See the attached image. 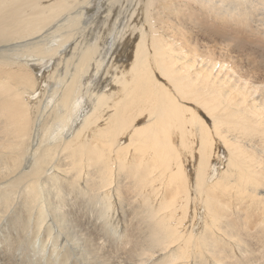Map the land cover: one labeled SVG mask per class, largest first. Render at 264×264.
Listing matches in <instances>:
<instances>
[{"label":"bare ground","instance_id":"obj_1","mask_svg":"<svg viewBox=\"0 0 264 264\" xmlns=\"http://www.w3.org/2000/svg\"><path fill=\"white\" fill-rule=\"evenodd\" d=\"M255 34L264 0H0V264H43L29 230L46 251L78 203L93 259L50 264H264Z\"/></svg>","mask_w":264,"mask_h":264},{"label":"rangeland","instance_id":"obj_2","mask_svg":"<svg viewBox=\"0 0 264 264\" xmlns=\"http://www.w3.org/2000/svg\"><path fill=\"white\" fill-rule=\"evenodd\" d=\"M169 8L171 9V10H174L175 9V7L174 6H172V5H169ZM88 12H89V14H90V16H92L93 15V13H92V10L91 9H89L88 10ZM174 14H171L170 16H173ZM223 24V23H222ZM118 25V24H117ZM223 25H225V24H223ZM237 32H241V30H238V31H236V32H234V31H232V36H234V38L236 39L237 37V40H241L242 38H245V35H244V31H242V33H239L240 35L241 34H243L242 35V37H240V35L237 33ZM236 33V34H235ZM234 34V35H233ZM236 35V36H235ZM206 40L204 39L202 42H205ZM250 41H254V42H259L258 44L259 45H261V46H264V36L263 35H258V34H255L254 35V37H251L250 38ZM225 44H227L225 41H224V38H219L214 44H213V46L210 48V50H213L214 51V46L215 47H222V46H225ZM208 45V44H207ZM215 52V51H214ZM229 55L230 56H232V58L234 57V54H231L230 52H229ZM240 61H238V65H239V67H240V69L242 70V71H244V72H247V73H251V72H253V66L254 65H259L261 62H263V60H264V56L262 55V53H261V51H259V49L258 48H253V47H248L247 49H245L242 53H241V55H240ZM234 60V59H233ZM261 73H263V74H261ZM259 77H258V81H264V68H262V69H260V71H259V75H258ZM261 77V78H260ZM49 94H47L46 93V90L44 89V91L42 92V94H41V98L42 97H46V96H48ZM261 101H264V94L263 95H260V96H257L256 98H255V102H261ZM82 205H81V203H78V207H79V211H78V213H77V215H78V217H79V219H80V221H79V224L78 225H80V226H76L75 225V223H72V221H69L68 223L66 222L65 224H67V227L69 228V235L68 234H66V233H64L63 231L62 232H59V230H60V228L59 227H55V229L56 230H54L55 232H54V234H53V239H52V241H50L49 243V245H48V248H46V251H45V249H43V247L48 243V237L46 236V237H43L42 235L44 234V231H45V229L44 230H42V231H39L38 232V230L36 229V228H32L33 230H29V237H32V240L34 241V242H36V245H35V249H33V250H31L28 254L30 255V257H31V259L33 260L34 259V261L37 259V262H39V260L40 261H42L41 263H43V264H50V263H59V260H60V257H59V254L62 252L61 250H64L63 249V245H62V247H61V241H59V240H61V238H62V241L64 242L65 240H67V243H70V244H74V246L76 247V248H78V249H76V250H71L72 251V255L74 254V255H76V256H79V255H81L82 253H84V254H87V257H89V258H91V259H93V256H90L89 254V252H90V250H86V247L85 248H82L83 247V238H84V234L85 233H83V234H80L79 232H78V230L79 229H82V224H83V222H85V219H84V217H83V207H81ZM81 208H82V210H81ZM35 217H36V213H35ZM34 217V218H35ZM81 217V218H80ZM70 218V217H69ZM68 218V219H69ZM73 218H74V221L75 220H77V217H76V213L74 214L73 213ZM76 218V219H75ZM84 220H83V219ZM96 219L94 218V221H95ZM29 221H30V224L31 225H33L34 223H35V220L33 219V218H31L30 217V219H29ZM83 221V222H82ZM13 222V221H12ZM0 224L2 225V222H0ZM75 225V228H70L72 225ZM35 231H36V233H35ZM42 232V233H41ZM11 235L12 236H14V237H17L15 234H17V232H16V229L15 228H11ZM10 234V233H9ZM38 234H39V236H38ZM55 234H57V236L55 235ZM46 235V234H45ZM59 235L61 236L60 237V239H58V241H59V244H60V247L56 250L55 249V251L53 250V248L54 247H56L54 244H53V240L55 239V237H59ZM55 236V237H54ZM35 237V238H34ZM42 237L43 238H45V239H43V241H42ZM72 237H75L74 239H77L78 241H75ZM37 238V239H36ZM39 240V241H38ZM42 241V242H41ZM78 242V243H77ZM108 243V244H107ZM105 242V243H103L102 241L100 242L99 241V245H101V246H103V245H105V247H106V249H105V257H104V259H103V261H104V263L106 264V263H112V264H122L121 262H120V260L122 261V262H124L123 264H139L138 263V259L136 258V256L134 255V254H132V253H134V252H132L131 253V251H130V249H128V250H120V249H118V247H116V245L113 243V242H111V243H109V242ZM59 244H56L57 246L59 245ZM76 244V245H75ZM114 244V245H113ZM51 245H54V247L53 246H51ZM41 247V248H40ZM52 249H51V248ZM253 247L256 249V254L257 255H260L263 251H264V249L263 248H261L260 247V245H253ZM66 248H68L67 247V245H66ZM65 248V249H66ZM108 248V249H107ZM81 249H82V252H81ZM111 249V250H110ZM18 250H20L19 248H18ZM39 252H38V251ZM60 250V251H59ZM107 250H110V252L109 251H107ZM117 250V251H116ZM33 251H35L36 252V254H33L34 252ZM60 252V253H58V252ZM70 251V252H71ZM118 251L120 252V253H118ZM127 251V252H126ZM26 251H24V253H25ZM38 252V253H37ZM46 252V253H45ZM64 252V251H63ZM80 252V253H79ZM86 252V253H85ZM112 252V253H111ZM122 252V253H121ZM43 253V254H42ZM115 253V254H114ZM56 254V255H55ZM58 254V255H57ZM78 254V255H77ZM110 254V255H109ZM118 254H119V256H118ZM50 255V256H49ZM73 255V257L72 258H74L75 256ZM124 255V256H123ZM130 257H129V256ZM108 256V257H107ZM123 256V257H122ZM126 256H128V257H126ZM54 257H56V258H54ZM113 257V258H112ZM124 258V260H122V258ZM39 258V259H38ZM44 258V259H43ZM108 258L110 259V260H108ZM21 259V258H20ZM47 259H48V261H47ZM119 259V260H118ZM134 259V260H133ZM16 260V259H15ZM15 260H13V262H15L16 263V261ZM19 260V259H18ZM95 260V259H94ZM112 260V261H111ZM81 261L83 262V260H82V257H81ZM111 261V262H110ZM126 261V262H125ZM127 261H129V262H127ZM134 261H135V263H134ZM131 262V263H130ZM97 263H99L98 261H96V263H94V262H92L91 264H97ZM83 264H85L84 262H83Z\"/></svg>","mask_w":264,"mask_h":264},{"label":"snow or ice","instance_id":"obj_3","mask_svg":"<svg viewBox=\"0 0 264 264\" xmlns=\"http://www.w3.org/2000/svg\"><path fill=\"white\" fill-rule=\"evenodd\" d=\"M261 194L264 195V190H262V193Z\"/></svg>","mask_w":264,"mask_h":264}]
</instances>
